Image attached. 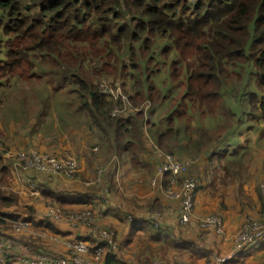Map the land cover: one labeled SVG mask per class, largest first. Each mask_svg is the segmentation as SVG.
Segmentation results:
<instances>
[{
	"label": "trees",
	"instance_id": "1",
	"mask_svg": "<svg viewBox=\"0 0 264 264\" xmlns=\"http://www.w3.org/2000/svg\"><path fill=\"white\" fill-rule=\"evenodd\" d=\"M188 50H191L189 58L183 56ZM226 65L233 69L246 68L247 83L248 76L253 77V86L247 93L249 105L242 109L245 112L236 114L231 107L227 113L219 112L224 116L226 127L232 129L235 116L242 119L243 114L255 125L264 121V0H0V97L16 94L23 108L30 100L27 88L20 89L19 83L36 74V86L29 87L32 97L33 92L37 93L35 104H42L34 117L35 132L48 135L47 130L53 129L49 120L54 117L71 118L73 123L86 114V124L95 125L101 135L107 134L115 150L126 152L132 165L146 152L143 144L148 142L141 138L147 134L145 123L149 136L171 154L175 150L181 155L186 153L185 144H179L180 139L187 138V144L197 148L207 142V130H200L202 112L191 111L207 106V96L221 95L229 74ZM23 66H27V75L22 72ZM166 66L168 75L163 72L165 77H160ZM102 77L112 84H120L118 79H124L133 89L131 95L126 92L133 103L160 100L162 106L166 103V111L173 117L165 119L164 124L150 122L141 112L130 118H110L108 110L112 102L98 89ZM194 82L197 83L193 85ZM168 98L171 99L166 102ZM157 108L154 106L153 110ZM233 108L241 109L240 106ZM187 111L191 113L188 124L184 120ZM175 115L183 119L178 124L174 121ZM45 116L48 122L43 119ZM194 116L193 129L184 134ZM218 151L222 150L206 156V163L214 156L219 157L225 163L223 171L239 173L244 182L241 168L245 166V152L235 148L227 158L226 153ZM204 152L207 153V147ZM4 172L7 169L0 158V178ZM29 175L34 176L30 172ZM29 179L37 188L38 182L44 185L40 195L55 198L62 205L63 193L48 187L46 179ZM102 183L103 179L99 181ZM18 196L1 192L0 205L11 206L14 201L20 204ZM178 207L179 202L173 224L157 222L150 216L153 208H148L149 220L142 221L141 231L152 237L159 235V239L166 232L180 233L177 225L188 226L190 222L180 223ZM13 215L31 221L42 231L61 237L71 235L45 217L36 220L35 208L31 205H22L21 211H14ZM126 220L133 232L136 220L133 216L130 221L127 217ZM68 239L83 241L92 249L103 248L101 264H132L133 258L139 260L135 264L148 263L147 260L140 263L142 259L135 255L126 261L116 250L108 251L106 242L91 233L76 231ZM21 242L25 244L24 240ZM118 249L126 253L125 245Z\"/></svg>",
	"mask_w": 264,
	"mask_h": 264
},
{
	"label": "rangeland",
	"instance_id": "2",
	"mask_svg": "<svg viewBox=\"0 0 264 264\" xmlns=\"http://www.w3.org/2000/svg\"><path fill=\"white\" fill-rule=\"evenodd\" d=\"M191 50L188 51H184V55L183 56H187L188 58L190 57ZM23 65H26V62H23ZM225 67H227V71L229 72V74L227 75L226 78V85L223 86L222 90H221V95H216L215 97L213 96H207V106H203L200 107L199 109H193L191 111V113H195V112H202V124L200 125L201 127V131L202 132H206L207 130V142H205L204 144H200L199 147L197 148L196 146L194 147V145H188V139L186 138V140L184 141L183 139L179 140V144H182L185 146L186 153L183 152V155L180 154L179 151L175 150V152H173V154H175V156L180 159V160H195L193 163H191L189 169L187 170V177H197L199 178V185L195 190V209H197V196L198 195V191L201 189V186L203 184L204 181V175L208 172H210V177H212V183L215 185H221L223 190L225 191V193L223 192V194L220 196L221 197V202L218 206H216V211L219 212V207L220 209L223 210H227L228 209V205H226L224 203V199L227 200H239L240 201V197L242 196V192L244 194V190L242 188H244V185L246 184V189L248 190V192H251V194L255 195V193H257V195L260 193L259 192V181L261 180V178L264 176L263 172H259L255 171L256 169H254L253 172L249 173L246 175V169L245 168H241V171L243 174H245L246 176L244 177V182L241 181V176L238 173L237 175H234L232 170L231 172L228 174V170H226V172L223 171V166L222 163H220V158L214 156L213 160H211L210 162L207 161L206 163V159L205 157L209 155V153H205L204 149L207 147V151H211V150H222V151H218L219 153L223 154L226 153L227 158L230 157V153L233 152V150L235 148H237L238 146L245 144V149L241 151L245 152V158L247 161H251L252 157L248 154V150H247V144L248 147L252 145V141L251 138L254 135L256 137V142H258L259 140H261V136L264 134V129L263 126H261L260 123H263L261 121H259V123L257 125L253 124V122H251L248 119V116L246 114H243L242 119H239L238 117L235 116V118L233 119L232 122V129H228L226 127V121L223 119L224 116H220V113H227L229 110L227 109L228 107L232 109L233 112H235L236 114H241L242 112H245V110H242L243 107H248L249 105V96H247L248 91L250 90V88L253 86L252 84V76H248L249 77V82H246V72L247 69L246 68H242L240 69V67H236L233 69L232 66L226 65ZM27 70V66H23L22 72L24 73V75H27L28 73L26 72ZM168 70V66L164 67V70L162 69L161 71V75L160 77H165V74L168 75L166 72ZM238 70H240V73L238 72ZM165 74H164V73ZM33 76V75H32ZM36 76V74H34L33 77H31V79H23L20 81L19 85L21 86L20 89L22 88H27V98L30 100V102H26L24 104L23 108H20L19 104H22L21 100L18 98V96L16 94H12L10 93L9 95H6L4 98L0 97V139L4 140L5 142L8 143H0V158L2 159L1 153H2V149L3 148H7L9 150H18V149H22L25 150L27 148H34V147H25L24 146H17L16 144H19V142L17 141L18 139V135L20 130H24V128H22L21 126H26L29 125L28 121L25 122V120H27V118H30V120L34 121V117L36 113H39L40 107H42V104L39 102V105L35 104L37 97V93L33 92V97L31 96V91L29 89V87H33L36 86V84L34 83L36 80L34 79ZM42 79H44V76H40ZM102 81H105L106 78L102 77L101 79ZM99 80V82H100ZM11 81V80H10ZM119 83L118 84L122 87L124 92H129V94L131 95L133 89L130 87V85L128 83H126L121 79H118ZM123 81V82H122ZM14 81L11 82V84H13ZM159 82V81H158ZM197 82H194V84H196ZM252 83V84H251ZM114 84L116 85V82H114ZM155 86L157 87V85L155 84ZM158 88V87H157ZM210 90L209 88H207V91ZM47 91V90H46ZM245 93V94H244ZM65 94H71V93H66ZM129 96V95H128ZM171 98L166 99V102L168 100H170ZM160 100H156L157 103H154L153 101H149V100H142L140 101V103H137L138 105H147V109L145 111L144 114H142L145 118L147 117L148 120L151 121H160L162 124L165 123V119H170L173 117V115L171 113H168L166 111L167 105L166 103L162 106V104L160 102H158ZM32 104V105H30ZM135 104V103H134ZM156 106V110H153V107ZM237 106H240L241 109L236 110V108H233ZM224 108L226 109V112L224 110ZM248 111V110H247ZM185 121L188 124L189 123V113L188 111L185 112ZM196 116L193 117L192 121H191V126L187 129L185 127V132L184 134H186V131L189 132L191 131V129H193L194 125H195V119ZM225 118H227L226 114H225ZM237 118V121L235 122ZM48 122V118H46V116L43 118ZM86 119H87V115H83L81 117H78L77 120H75V122L72 123V119L71 118H64V119H58L56 117L50 119L49 121L51 122V125L53 126L52 131L51 130H47L48 135L43 138V141L40 144H46L47 146L49 145H53L55 147H57L56 149H49V150H42V151H46V152H52L55 154H61L62 152L66 151L67 149H61L62 146L64 145H69V148L71 150H67L68 152H70L73 156H75V147H77V149H79L81 147V144L83 143V137H81L82 135H86V132H84L86 130V128L84 127V131L77 135L76 140H66L63 139L62 137L66 136L68 134V128L69 127H75L76 124L77 125H87L86 124ZM171 120V119H170ZM183 119H180L177 115L174 116V121L176 124H178V122L182 121ZM249 123H251L249 125ZM249 125V126H248ZM88 126V125H87ZM248 126V127H247ZM89 127V126H88ZM92 130L95 133H99V129L93 125L92 126ZM76 128V127H75ZM95 128V129H94ZM149 128V126H148ZM227 128V129H226ZM144 130L147 133L145 135V138L143 137V135L141 136V138L143 139V141H147L148 144H151V142L157 144V142L155 141V139L151 136H149L148 131H147V123H145L144 125ZM244 130V131H242ZM111 131V130H110ZM248 131V132H247ZM247 132V133H246ZM250 132V133H249ZM252 133V134H251ZM100 134V133H99ZM251 134V135H250ZM192 135L194 136L195 134L192 133ZM102 140L105 141V144H107L109 142L110 137L105 134V135H101ZM242 137L245 138L244 141L245 142H241L240 138ZM198 139V138H197ZM1 142V141H0ZM68 142V143H67ZM216 143V144H215ZM7 144H14V145H7ZM158 145V144H157ZM209 145V146H208ZM219 147V148H218ZM100 148V149H99ZM38 149V148H37ZM92 151L91 152H95V153H101L102 149L99 145L95 144L91 147ZM163 150V149H162ZM227 150V152L225 151ZM165 151V150H163ZM169 152V151H168ZM264 153V152H261ZM77 157V156H75ZM78 159V163L81 159ZM108 159V158H107ZM107 159H103V161L99 162L97 164V166L93 169V174L91 176V178L93 179L96 176V168L97 167H103L104 171L101 175V179H103V183L99 184V180L98 182L89 184L91 181V179L89 180V183H87L85 181V179H83L82 181H84V186H88L91 187V190L96 192L97 194L99 193V197L100 200L103 202L104 205L107 204L108 202V192H109V184H108V169L110 167V163H114L113 160L111 159V161H107ZM216 160H218L216 162ZM118 164H119V159L117 160ZM213 162H215V164L213 165ZM10 163V161L8 162V164ZM225 164V163H224ZM2 165L6 168V166L4 165V161L2 159ZM212 166V167H211ZM255 166V165H254ZM230 168V167H229ZM248 168V167H247ZM7 169V168H6ZM81 169H82V164L79 163L77 171L73 174V176L71 177L73 178H81L80 174H81ZM13 173H15L17 170L14 168V170H11ZM24 171H28V170H24ZM240 171V172H241ZM104 175V176H103ZM247 176H248V181H247ZM262 176V177H261ZM235 177H240L239 179L235 180ZM206 178V177H205ZM14 177L12 176V174L7 170V172L3 173V177L0 178V193L3 192H9V193H13L18 195V191L17 189H14L15 183H14ZM88 180V179H87ZM38 182V181H37ZM209 181H207L208 183ZM146 184V188L148 187V183L145 181L144 182ZM245 183V184H243ZM38 188L34 186V188L37 190V194L38 196L40 195L39 191L41 187H44V185H42V183H39ZM209 187V185H207ZM47 187V186H46ZM145 187V186H144ZM55 190V192L61 193V190L57 189V188H53ZM105 192V198L103 199L101 197V193ZM227 191V192H226ZM154 192L151 193V195ZM35 199H38V196L34 195ZM42 199L45 200L44 206L47 205V203L49 202V204H51V202H53L54 204L58 205L61 207V205L56 203V199L55 198H48L45 199L43 195ZM19 197V196H18ZM98 197V195H97ZM154 197V196H151ZM225 197V198H224ZM201 204H198L199 206H202L200 209H198L199 211H203L204 209L207 210L209 209V205H208V201H206V197L201 199ZM260 201H261V197H260ZM28 202V201H27ZM44 202V201H43ZM156 206L157 209L153 210L156 211L160 214V217L156 219V221H163V216H162V211L159 209L160 208V201L158 199H156ZM28 203H33V202H28ZM32 205V204H29ZM33 206V205H32ZM64 206V204H63ZM63 206L61 208H63ZM93 206V205H92ZM215 207V206H214ZM22 205H20L18 203V201H14L12 203L11 206H7L4 207L2 205H0V219L3 220L2 223H0V231H5V232H10L9 230H12V224L14 222L15 219H20L21 217L19 216H14L13 212L14 211H21ZM179 208V207H178ZM65 209V208H63ZM77 209H89L90 212L94 213L96 218H97V226L100 227H106L108 228L110 231H112V235L113 237H115V239H113L116 244H117V248L116 251L117 254H119L121 257L124 256V259L126 261L129 260L130 256L135 255V256H139L140 259H142L140 261V263H142L143 260H147V264H210V258L207 259V250H209L207 248V234H211V229L207 228L204 229L202 228L197 222L196 220H194L193 222V228L192 229H187V226H180L177 225L180 229V233H176L175 235H171L168 234V232H166L163 237L161 239H159V235H157L156 237H152L149 234H145L143 231L141 230H136L135 233L129 234L126 237H123L122 241H118V237L123 233L122 230V225H118V230L117 233L114 232L113 228L111 227V225H113L111 223V225H107L108 223L105 222H101L104 224H101L99 222V216H100V212H98L97 210H94L92 207L89 206H85V207H77ZM259 211L261 213V205L259 207ZM67 210V209H65ZM152 211V210H150ZM216 211H210V213H213L216 216H219L221 218V216L216 212ZM1 212H4V214H2ZM207 213H209L207 211ZM197 214L199 216H203L201 214H199L197 212ZM206 215V214H204ZM103 216V213L101 212V217ZM112 217H110L111 221L112 219H117L115 216L110 215ZM247 216H253L252 213H245L244 215V219ZM11 217V218H10ZM43 217V216H42ZM253 217H257V216H253ZM4 218H8V219H4ZM171 218V217H170ZM234 220L238 221L234 224H230L229 222H227V225L229 228L232 227V231L235 233L237 232L239 229L242 228V216L239 217V214H237L236 216H233ZM114 219V220H115ZM222 219V218H221ZM232 220V221H234ZM174 222H168V224H173ZM60 224H64L69 226L68 223H60ZM57 224L56 225L60 228H65L64 225H60ZM224 224V223H223ZM226 224V223H225ZM11 227V229H10ZM74 227V226H72ZM56 228V227H55ZM57 229V228H56ZM225 232V230L223 231V233ZM43 233H47V232H37V234L34 232L33 237L28 238L27 241H24L25 244L22 245V247L26 248V249H22L20 250L21 253L23 254H27V253H35L37 254V249L40 248V244H44L41 246L40 249L43 246H45V248H47L46 250H50V251H46V254H52V255H57V256H62L64 255L66 252L62 249L61 251H57V250H52L56 249L59 245L64 247V244L62 240H56L55 237H53L50 240H44L42 241V236L41 234ZM52 233V232H51ZM85 233H91L94 234V236L96 238H99L97 231L93 232V231H86ZM215 235H219L216 232H212ZM56 235V233H53ZM59 238L61 235H57ZM20 239V238H19ZM22 240V239H20ZM18 240V241H20ZM126 240V241H125ZM52 243L53 245L50 247V245L45 244V243ZM125 245L126 247V253L125 251H121L118 248L120 246ZM38 246V247H37ZM37 248V249H34ZM65 248V247H64ZM43 250H39L38 252L41 253H45ZM19 252V253H20ZM39 253V254H41ZM125 253V254H124ZM216 255H220V254H216ZM89 260H93V254H89L88 256ZM211 257V256H210ZM213 257V256H212ZM101 258L100 260L97 261L96 264H101ZM139 263V260L136 258H133L132 260V264L135 263Z\"/></svg>",
	"mask_w": 264,
	"mask_h": 264
},
{
	"label": "crops",
	"instance_id": "3",
	"mask_svg": "<svg viewBox=\"0 0 264 264\" xmlns=\"http://www.w3.org/2000/svg\"><path fill=\"white\" fill-rule=\"evenodd\" d=\"M30 118H27L25 122L28 121L29 125L21 126L24 128V130H20L17 141L19 144H16L17 146H24L25 147H34L38 148L39 150H49V149H56L57 147L53 146L52 144L47 146L46 144H40L43 141L44 136L42 133L35 132L33 130V123L34 121L30 120ZM263 123H260L261 126H263L264 129V121H261ZM77 126V124H76ZM75 126V127H76ZM69 127L68 128V134L63 139L66 140H76L77 135L81 134L84 131V127L86 130V135H82L83 137V143L81 144V147L77 149L75 147V156H77L79 159L80 164H82L81 169V178H65L61 175H43V173L39 172H32L29 171L33 177V179L37 178L38 181H44L46 179L47 186L52 188H57L61 190V194L64 196L62 205L64 204L63 208L67 210H77V207H85L89 206L92 207L94 210H97L100 212L99 216V222H105L108 223L107 225H111V227L115 230L117 233L118 225H122L123 233L118 237V241H122L123 237H126L129 234L135 233L136 230H142L144 223L143 220H149V211L148 208H153V210L157 209L155 207L156 205V199L160 201V210L162 211L163 221L165 222H174L177 219V205L178 202L175 200L167 199L163 196L162 191L159 187H152L150 185V179L151 176H153L154 172V164L152 162L153 160V152L151 149L150 144H143V147L146 146V152L140 154L138 156L137 163H132L129 160V157L126 152H121L120 149L116 151L114 148V145L111 144V140L107 144H105V141L102 140L101 134L95 133L92 130L93 127H88L87 125H79L78 127ZM248 127V126H247ZM95 129V128H94ZM244 131V130H242ZM248 132V131H247ZM246 132V133H247ZM250 133V132H249ZM252 134V133H251ZM250 134V135H251ZM245 138H240L241 142L244 141ZM0 143H8L4 140L0 139ZM252 145L248 147L249 144H247V150L248 154L252 157L251 161H245L244 168L247 170L246 175L254 171L263 172L264 173V134L261 136V140L256 142V137L253 135L251 138ZM68 143V142H67ZM99 145L102 148V152L99 153H91V147L93 145ZM1 145V144H0ZM7 145H14V144H7ZM209 146V145H208ZM219 148V147H218ZM245 144H242L237 147V149H245ZM61 149H67L71 150L69 148V145L62 146ZM100 149V148H99ZM214 151H207L209 155ZM216 153V151L214 152ZM212 153V154H214ZM207 156V158L209 157ZM121 156V157H120ZM119 159L118 161L113 160L115 164H112L109 162L110 167L108 169V184H109V192H108V202L106 205L103 204V202L98 199L99 193L91 190V187L84 186V181L88 183V181L91 179V176L93 174V169L97 166V164L103 159H107L106 162L109 160L111 161L112 158ZM217 162V160H216ZM221 163V159H220ZM223 163V162H222ZM215 162H213V165ZM228 164V163H226ZM224 165V164H222ZM255 165V166H254ZM212 167V166H211ZM248 167V168H247ZM29 172L27 171H19V169L12 175L14 179V189H17L18 195L21 198L20 205H29L32 204L35 208V214H36V220H39L42 216L44 217V203L45 200L42 199L40 196H38V199H35L34 195H26L23 192L20 191L22 187L27 188L26 185H28L27 179L32 178L29 175ZM243 174V176H246ZM47 176L46 178H44ZM206 177V178H205ZM262 177V176H261ZM90 178V179H89ZM264 178V176L262 177ZM261 178V179H262ZM34 179V180H35ZM88 179V180H87ZM101 180V179H100ZM36 181V180H35ZM148 183V187L146 188V184L144 182ZM207 181H209L207 183ZM248 181V176H247ZM245 184V183H243ZM209 185V187L207 186ZM145 186V187H144ZM244 194L242 192V196L239 200H227L224 199V203L228 205L227 210L220 209L219 212L216 211V206H218L221 202V195L225 191L223 190L221 185H215L212 183V177H210V172L206 173L204 175V181L202 184L201 189L197 192V209H195L196 213L198 212L201 215H208L213 214L210 213V211H216L222 218L224 223V230L225 232L219 235H215L213 230H211V234H207V259L210 258V264L212 260V256L216 254H226L229 252H236L232 245V236L233 231L232 227L229 228L227 225V222L230 224H234L238 221L234 220L233 216H236L239 214V217L242 216V222L241 226L244 225V215L245 213H252L253 216H259L260 215V198L258 197L257 193L255 195L251 194V192H248L246 189V184L244 185ZM154 192L152 195L151 193ZM227 192V191H226ZM98 195V197H97ZM154 196V197H151ZM206 197V201H208L209 209L203 210L202 212L199 211L202 206H199L198 204H201V199ZM225 198V197H224ZM46 199V198H45ZM170 200V201H169ZM33 203H28V202ZM44 201V202H43ZM152 204V207L150 206ZM31 205V206H32ZM93 205V206H92ZM215 206V207H214ZM207 211L209 213H207ZM101 212L103 213V216L101 217ZM4 214V212H1ZM110 215L115 216L117 219H110ZM127 215H132L133 219L136 220V223L133 225V229H135L132 232L130 223L126 220ZM171 217V218H170ZM11 218V217H10ZM113 218V217H112ZM8 219V218H4ZM234 220V221H232ZM236 221V222H235ZM193 222L194 220L190 221V225L187 226V229L193 228ZM98 223L96 218V224ZM226 223V224H225ZM32 230L37 234V232H43L40 230L41 228L39 226H34L33 223H31ZM56 224V223H55ZM60 224V223H57ZM104 224V223H101ZM64 225V224H60ZM109 225V226H110ZM65 228H61L63 230H68L71 232V235L68 234L66 236H62L63 238H72L75 235L76 231H79L80 233H85L88 231L85 226L78 225V226H67L64 225ZM186 226V225H185ZM59 227V225H58ZM60 228V227H59ZM11 229V227H10ZM14 239V250L12 252V258L10 259L8 264H19L15 258L16 254L20 252L23 248V243L20 239L27 241L28 238L33 237V234H19L12 232V230H9ZM46 232H49L47 230H44ZM51 233V232H50ZM20 238V239H19ZM20 240V241H18ZM69 240V239H68ZM42 241H44L42 239ZM50 245V247L53 245L52 243H45ZM44 245V244H42ZM45 250H43L45 253L47 248L43 246ZM52 250H57L58 252L62 249L66 252V249L59 245L56 249L51 248ZM38 251L40 249H37ZM53 252V251H50ZM48 254V253H47ZM66 254V253H65ZM64 254V255H65ZM52 255V254H49ZM211 256V257H210ZM227 264H264V235L251 242L250 244L246 245L244 248H242L240 251L235 253L234 258L230 260Z\"/></svg>",
	"mask_w": 264,
	"mask_h": 264
},
{
	"label": "built area",
	"instance_id": "4",
	"mask_svg": "<svg viewBox=\"0 0 264 264\" xmlns=\"http://www.w3.org/2000/svg\"><path fill=\"white\" fill-rule=\"evenodd\" d=\"M98 89L112 102L108 115L110 118H130L136 113H145L147 105L134 104L122 87L118 84H112L108 81H100ZM153 158L155 161L154 173L150 180V185L159 187L165 198L179 202V220L180 223H188L191 220L196 222L204 229H211L218 234L224 231L223 220L214 214L199 216L195 211V190L199 185V178L187 177V170L195 160H180L175 155L165 152L153 142L150 144ZM4 165L11 170L21 168L23 170H32L49 175H61L65 178H71L78 168V159L67 150L61 154L41 151L36 148H27L25 150L2 149L1 153ZM116 160V158H112ZM10 163L8 164V162ZM96 176L91 179L90 184L98 182L104 171L103 167H97ZM14 174V173H13ZM27 188L20 189L26 195H35L37 190L34 184L28 181ZM259 192L261 197V213L257 217L247 216L244 225L237 232L233 233L232 245L236 252L214 255L211 264H227L234 258L235 253L244 248L251 242L261 238L264 230V178L259 181ZM104 195V191L102 192ZM153 219L160 217L156 211L150 213ZM44 217L53 223H68L69 226L83 225L89 231L98 233L100 239L107 244L108 251H115L116 242L113 240L112 231L106 227H98L96 217L89 209H78L75 211L65 210L51 202L47 203L44 209ZM131 219V216H128ZM12 232L19 234H32L29 221L23 218L15 219L12 224ZM46 232V231H43ZM42 239L50 240L55 237L56 240L64 241L66 254L62 256L49 255L37 251L35 253H18L15 258L19 264H96L102 257L103 248H91L87 243L78 240H68L47 232L41 234ZM14 239L9 232L0 231V264H8L13 257ZM41 253V254H39ZM93 254V260L88 259V255ZM101 263V262H100Z\"/></svg>",
	"mask_w": 264,
	"mask_h": 264
},
{
	"label": "clouds",
	"instance_id": "5",
	"mask_svg": "<svg viewBox=\"0 0 264 264\" xmlns=\"http://www.w3.org/2000/svg\"><path fill=\"white\" fill-rule=\"evenodd\" d=\"M138 105V104H137ZM141 114H143V113H141ZM160 148V147H159ZM37 149V148H36ZM160 149H162V148H160ZM39 150V149H38ZM42 151V150H41ZM166 152V151H165ZM117 160V159H116ZM152 162H153V164H154V167H155V161H154V158H153V160H152ZM97 169V168H96ZM8 170V169H7ZM9 171V170H8ZM28 171H32V170H28ZM10 172V171H9ZM32 172H36V171H32ZM11 173V172H10ZM39 173H41V172H39ZM154 173V172H153ZM12 175H14L13 173H11ZM47 175H49V174H47ZM15 176V175H14ZM152 178V177H151ZM29 179V178H28ZM92 179V178H91ZM151 180V179H150ZM29 181L30 182H32L30 179H29ZM28 182V181H27ZM33 183V182H32ZM88 183H89V181H88ZM90 184V183H89ZM27 187L29 186V183H28V185H26ZM35 186V185H34ZM36 187V186H35ZM162 191V190H161ZM35 195H38V194H35ZM30 196V195H29ZM101 197L104 199L105 198V192H104V195H102V193H101ZM78 210V209H77ZM75 211V210H74ZM95 215V214H94ZM128 216H131V215H127V218H128V220L130 221L131 219H132V216H131V219H129V217ZM96 217V216H95ZM55 224V223H54ZM98 227H100V226H98ZM103 227V226H102ZM57 235V234H56ZM61 237V236H60ZM63 238V237H62Z\"/></svg>",
	"mask_w": 264,
	"mask_h": 264
}]
</instances>
